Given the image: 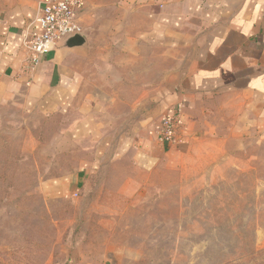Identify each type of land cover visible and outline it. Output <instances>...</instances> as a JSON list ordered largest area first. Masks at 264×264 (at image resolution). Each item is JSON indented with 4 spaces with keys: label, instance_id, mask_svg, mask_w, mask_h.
<instances>
[{
    "label": "crops",
    "instance_id": "obj_1",
    "mask_svg": "<svg viewBox=\"0 0 264 264\" xmlns=\"http://www.w3.org/2000/svg\"><path fill=\"white\" fill-rule=\"evenodd\" d=\"M41 6L0 0V101L68 137L79 167L52 176L69 178L67 196L82 193L92 166L127 158L123 117L137 112L141 125L142 99L153 105L144 143L158 152L177 146L184 155L223 121L241 135L264 133V0H83L76 14L83 45L59 42L32 64L25 40ZM113 115H121L117 126ZM167 116L180 131L172 142L160 137ZM135 145L131 159L150 169L158 157L144 153L141 137ZM91 248H76L75 264L117 263L115 250Z\"/></svg>",
    "mask_w": 264,
    "mask_h": 264
},
{
    "label": "rangeland",
    "instance_id": "obj_2",
    "mask_svg": "<svg viewBox=\"0 0 264 264\" xmlns=\"http://www.w3.org/2000/svg\"><path fill=\"white\" fill-rule=\"evenodd\" d=\"M152 106L142 99L141 125L137 112L123 117L127 158L92 166L71 197L67 176L80 162L68 137L0 101V264H75L85 244L115 250L116 264H264V133L223 121L184 155L158 152L144 143ZM139 137L158 157L150 169L131 159Z\"/></svg>",
    "mask_w": 264,
    "mask_h": 264
},
{
    "label": "built area",
    "instance_id": "obj_3",
    "mask_svg": "<svg viewBox=\"0 0 264 264\" xmlns=\"http://www.w3.org/2000/svg\"><path fill=\"white\" fill-rule=\"evenodd\" d=\"M82 4L83 0H43V6L36 10L34 17L37 29L25 40L32 64H36L41 55L52 51L67 36L80 34L81 27L76 21V14ZM176 124L174 116L162 120L160 137L163 141L172 142Z\"/></svg>",
    "mask_w": 264,
    "mask_h": 264
},
{
    "label": "water",
    "instance_id": "obj_4",
    "mask_svg": "<svg viewBox=\"0 0 264 264\" xmlns=\"http://www.w3.org/2000/svg\"><path fill=\"white\" fill-rule=\"evenodd\" d=\"M83 43L84 39L80 34H71L61 41L62 46L69 48L73 46H82Z\"/></svg>",
    "mask_w": 264,
    "mask_h": 264
}]
</instances>
